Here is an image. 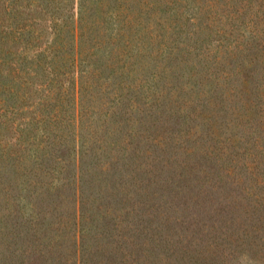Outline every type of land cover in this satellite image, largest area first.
<instances>
[{
	"label": "trees",
	"instance_id": "trees-1",
	"mask_svg": "<svg viewBox=\"0 0 264 264\" xmlns=\"http://www.w3.org/2000/svg\"><path fill=\"white\" fill-rule=\"evenodd\" d=\"M248 6L264 0H0V264H151L143 215L107 247L105 202L152 184L235 249L264 233V17ZM245 122V145L225 136Z\"/></svg>",
	"mask_w": 264,
	"mask_h": 264
},
{
	"label": "rangeland",
	"instance_id": "rangeland-1",
	"mask_svg": "<svg viewBox=\"0 0 264 264\" xmlns=\"http://www.w3.org/2000/svg\"><path fill=\"white\" fill-rule=\"evenodd\" d=\"M244 11L246 17L249 15L256 19L264 17V7L248 6ZM183 81L182 78H179L171 82V85L180 88ZM180 114H183V111H180ZM175 118L182 119L178 114L174 115L173 119ZM230 118L231 113H227V122ZM165 128L166 126L163 125L162 129ZM253 129L250 122H245L233 129L225 127L223 131L226 130L225 136L228 137L241 136V139L235 144L245 145L247 138L253 136ZM145 143L144 141L141 142L142 145H145ZM165 170L168 173L169 170ZM236 170H243V168L238 166ZM196 171H192V173L195 174ZM173 173V171H170V174ZM225 174L226 171L221 172V176L215 174L213 181L219 180L223 176L222 182H225L227 180ZM202 182L205 186L208 184V181L204 180ZM159 190L158 186L152 184L141 190V195L138 191H133V198L130 201H116L111 196V199L105 202L110 209L109 212L113 210L106 219L109 222V228H112V239H115L113 245L107 244L108 248L115 246L118 250H125L126 243L121 242L122 247L119 248L116 240L120 239L124 233H126L125 236H134L136 231L133 230L132 225L139 218V215H143L146 220L140 222L149 227L143 228L142 235L138 237L136 234L135 238L138 237V240L145 239L146 242H150V239L154 237L160 242L157 245L151 241L156 246L155 251H149L151 264H264V233L262 230L256 231L252 235L250 240H255L254 242L250 243L248 241L244 246H241V249H235L234 245L225 243L226 239L216 234V232L218 233L217 230H211V225H217V222L209 220L208 214L202 213L200 216L192 213V204H189L190 206L187 209L181 203L180 197L172 198L168 193L160 196ZM158 196L159 199H157ZM117 198H120V195ZM122 205L130 207L128 216L122 213ZM115 218H125L120 227L114 225ZM196 224L201 227L199 228ZM100 242L103 246L106 245L105 241ZM70 249L71 247L68 246L67 250ZM52 260L48 261L49 264ZM63 264L67 263L64 262Z\"/></svg>",
	"mask_w": 264,
	"mask_h": 264
}]
</instances>
